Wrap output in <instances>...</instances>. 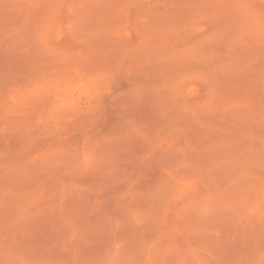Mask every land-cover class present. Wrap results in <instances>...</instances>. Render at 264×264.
Masks as SVG:
<instances>
[{
	"label": "rangeland",
	"instance_id": "obj_1",
	"mask_svg": "<svg viewBox=\"0 0 264 264\" xmlns=\"http://www.w3.org/2000/svg\"><path fill=\"white\" fill-rule=\"evenodd\" d=\"M0 264H264V0H0Z\"/></svg>",
	"mask_w": 264,
	"mask_h": 264
}]
</instances>
